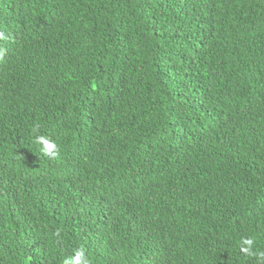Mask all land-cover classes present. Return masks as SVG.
Instances as JSON below:
<instances>
[{"label": "trees", "instance_id": "obj_1", "mask_svg": "<svg viewBox=\"0 0 264 264\" xmlns=\"http://www.w3.org/2000/svg\"><path fill=\"white\" fill-rule=\"evenodd\" d=\"M0 32V264H257L264 0H0Z\"/></svg>", "mask_w": 264, "mask_h": 264}, {"label": "clouds", "instance_id": "obj_2", "mask_svg": "<svg viewBox=\"0 0 264 264\" xmlns=\"http://www.w3.org/2000/svg\"><path fill=\"white\" fill-rule=\"evenodd\" d=\"M4 32H0V40L7 39ZM3 57V50H0V59ZM39 125L33 129L34 132L38 131ZM34 142L40 146L43 155L50 160L60 159V149L56 142L52 141L45 135H36ZM59 235V233H57ZM256 249L255 237H245L241 239L240 251L249 258H257V264H264V252ZM63 264H90L88 256L85 251L81 249L74 250V255L63 259Z\"/></svg>", "mask_w": 264, "mask_h": 264}]
</instances>
